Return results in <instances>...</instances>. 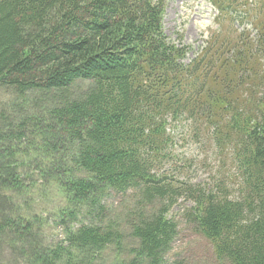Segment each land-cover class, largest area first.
Wrapping results in <instances>:
<instances>
[{
    "label": "trees",
    "instance_id": "1",
    "mask_svg": "<svg viewBox=\"0 0 264 264\" xmlns=\"http://www.w3.org/2000/svg\"><path fill=\"white\" fill-rule=\"evenodd\" d=\"M210 1L185 62L166 0H0V264H168L182 194L217 262L264 264V0ZM181 121L228 151L236 194L166 174ZM35 177L61 190L51 222Z\"/></svg>",
    "mask_w": 264,
    "mask_h": 264
},
{
    "label": "rangeland",
    "instance_id": "2",
    "mask_svg": "<svg viewBox=\"0 0 264 264\" xmlns=\"http://www.w3.org/2000/svg\"><path fill=\"white\" fill-rule=\"evenodd\" d=\"M215 16L216 11L208 0H166L162 22L164 33L170 41L188 46L185 62L197 58L206 41L214 38L215 26L214 28L212 26ZM240 26L248 28L249 24L244 23ZM182 122L174 132L176 140L172 147V159L175 161L165 164L166 174L170 175L171 170L176 169L173 171V176L177 180L175 185L183 182L195 187L211 188L218 181V186L222 182L228 192L236 194L239 178L228 151L216 148L205 141L201 146L190 138L188 123ZM173 125L168 121L167 130L169 131ZM35 178L40 191L31 199V208L34 213L51 222L54 219L53 204L47 199L54 196L59 198L61 190L58 184L53 183L43 187L41 179ZM110 198L117 209L119 197L112 195ZM192 206V200L186 194H182L170 210V216L177 224V235L167 255L168 264H222L216 261L208 241L198 234L187 219L186 210Z\"/></svg>",
    "mask_w": 264,
    "mask_h": 264
},
{
    "label": "bare ground",
    "instance_id": "3",
    "mask_svg": "<svg viewBox=\"0 0 264 264\" xmlns=\"http://www.w3.org/2000/svg\"><path fill=\"white\" fill-rule=\"evenodd\" d=\"M194 211V210H193Z\"/></svg>",
    "mask_w": 264,
    "mask_h": 264
}]
</instances>
